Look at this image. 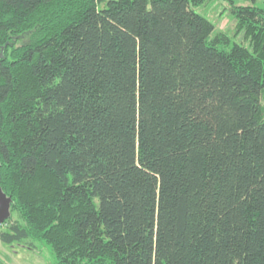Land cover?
Listing matches in <instances>:
<instances>
[{
	"label": "trees",
	"instance_id": "16d2710c",
	"mask_svg": "<svg viewBox=\"0 0 264 264\" xmlns=\"http://www.w3.org/2000/svg\"><path fill=\"white\" fill-rule=\"evenodd\" d=\"M256 1L231 0V44L204 0H0V185L19 217L2 241L54 264H264Z\"/></svg>",
	"mask_w": 264,
	"mask_h": 264
},
{
	"label": "rangeland",
	"instance_id": "374dc122",
	"mask_svg": "<svg viewBox=\"0 0 264 264\" xmlns=\"http://www.w3.org/2000/svg\"><path fill=\"white\" fill-rule=\"evenodd\" d=\"M256 5L264 8V0H257ZM237 5H252L250 2L236 1ZM233 3L231 0H204L196 8L203 16L210 19L215 30L211 37L223 31L230 38V43H242L243 34L237 31V18L231 13ZM13 220H19L18 214L11 211ZM12 221L8 220L0 225L2 231H8ZM0 264H54V254L48 245L26 238L20 242L7 244L0 238Z\"/></svg>",
	"mask_w": 264,
	"mask_h": 264
},
{
	"label": "water",
	"instance_id": "95a60500",
	"mask_svg": "<svg viewBox=\"0 0 264 264\" xmlns=\"http://www.w3.org/2000/svg\"><path fill=\"white\" fill-rule=\"evenodd\" d=\"M12 196H7L0 185V225L11 217Z\"/></svg>",
	"mask_w": 264,
	"mask_h": 264
}]
</instances>
